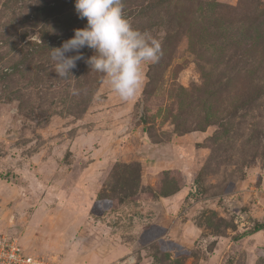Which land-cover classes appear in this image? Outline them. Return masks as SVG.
Masks as SVG:
<instances>
[{
    "label": "rangeland",
    "instance_id": "1",
    "mask_svg": "<svg viewBox=\"0 0 264 264\" xmlns=\"http://www.w3.org/2000/svg\"><path fill=\"white\" fill-rule=\"evenodd\" d=\"M123 10L163 53L127 102L55 73L75 0H0V234L48 264H264V0Z\"/></svg>",
    "mask_w": 264,
    "mask_h": 264
},
{
    "label": "clouds",
    "instance_id": "2",
    "mask_svg": "<svg viewBox=\"0 0 264 264\" xmlns=\"http://www.w3.org/2000/svg\"><path fill=\"white\" fill-rule=\"evenodd\" d=\"M75 10L87 23L60 47L50 48V60L58 77L68 78L76 62L84 60L91 71L103 74L104 82L121 101L133 100L145 80V67L162 56L161 41L134 27L123 10V0H75ZM93 50L85 57L83 48ZM75 52V55H68ZM71 94L78 95L72 88Z\"/></svg>",
    "mask_w": 264,
    "mask_h": 264
},
{
    "label": "built area",
    "instance_id": "3",
    "mask_svg": "<svg viewBox=\"0 0 264 264\" xmlns=\"http://www.w3.org/2000/svg\"><path fill=\"white\" fill-rule=\"evenodd\" d=\"M0 264H48L38 256H32L20 246L15 237L0 234ZM82 264V263H74Z\"/></svg>",
    "mask_w": 264,
    "mask_h": 264
},
{
    "label": "trees",
    "instance_id": "4",
    "mask_svg": "<svg viewBox=\"0 0 264 264\" xmlns=\"http://www.w3.org/2000/svg\"><path fill=\"white\" fill-rule=\"evenodd\" d=\"M263 228H264V225L259 224V225H257L255 227V230H260V229H263Z\"/></svg>",
    "mask_w": 264,
    "mask_h": 264
}]
</instances>
